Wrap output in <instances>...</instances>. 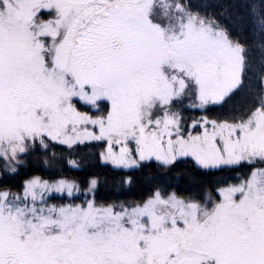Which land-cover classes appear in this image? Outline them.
Wrapping results in <instances>:
<instances>
[{"label": "snow or ice", "instance_id": "6c2138e0", "mask_svg": "<svg viewBox=\"0 0 264 264\" xmlns=\"http://www.w3.org/2000/svg\"><path fill=\"white\" fill-rule=\"evenodd\" d=\"M0 264H264V0H0Z\"/></svg>", "mask_w": 264, "mask_h": 264}]
</instances>
